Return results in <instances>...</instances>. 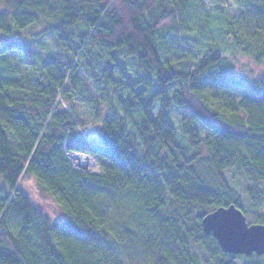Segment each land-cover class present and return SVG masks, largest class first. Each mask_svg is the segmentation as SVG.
<instances>
[{
    "label": "trees",
    "instance_id": "1",
    "mask_svg": "<svg viewBox=\"0 0 264 264\" xmlns=\"http://www.w3.org/2000/svg\"><path fill=\"white\" fill-rule=\"evenodd\" d=\"M198 2L0 0V264H131L136 252L147 264H264V253L223 252L202 228L205 214L230 204L248 223L264 224V74L248 75L255 88L240 98L231 91L238 83L210 77L226 60L217 49L190 51L189 40L208 25ZM237 2L250 8L232 17L227 38L261 67L264 0ZM38 24L66 56H44L28 78L14 72L9 55ZM128 59L138 76L127 73ZM80 70L96 97L82 92ZM75 100L87 105L107 152L78 132ZM172 107L185 109L179 130L167 115ZM66 151L93 155L99 171L75 169ZM28 177L61 220L31 200ZM116 199L133 213L139 245L126 223L124 236L112 228L108 206Z\"/></svg>",
    "mask_w": 264,
    "mask_h": 264
},
{
    "label": "rangeland",
    "instance_id": "2",
    "mask_svg": "<svg viewBox=\"0 0 264 264\" xmlns=\"http://www.w3.org/2000/svg\"><path fill=\"white\" fill-rule=\"evenodd\" d=\"M249 8V6L239 3L237 2V0H199L197 4V10L199 14L198 16L202 20L206 19L208 25L206 32L202 36H200L199 40L195 37H192V39L189 40L191 43L190 51L194 52L198 57L203 55L207 51H212L214 49H217V51L221 53V56L225 57L226 61L211 70L209 75L212 78L227 77V79L229 78L230 80H232V83H238L239 85L233 86V89H231L236 98H240L244 93L252 91L254 83L253 80L250 79V77H247L248 75H253V78L255 79L256 76L259 77L264 74V62L261 67L253 65L251 62H249L248 58L243 57L239 54L237 49H235L234 46L230 44L227 38L229 33L226 32V29L230 21L232 20V17L236 16L240 12L249 11ZM190 26L192 27L190 32L195 33L198 24L196 26V23H194ZM45 27L46 24H38L28 27L22 31V33L25 34L26 40L21 43V50L13 51L9 55V65L15 73L22 74L28 78H35L36 74H39L40 59L44 58V56H54L62 60L65 59V50L62 48V46L59 45L55 36L51 32H45L43 35L41 34L42 30ZM81 31V28L71 29L69 30V33H67V35L78 34ZM125 67L127 73L131 76L135 77L139 75V72L134 66L133 60H126ZM79 73L81 76L80 86L82 92L88 94L89 96L96 97L95 90L97 86H95V84L91 81V78H88L84 75L82 70H80ZM177 87L178 84L176 83L172 88ZM63 105L66 106V103L63 102ZM75 106L76 112L74 113V115L81 122L77 126L78 132L87 142L91 144L90 140L87 139L86 135L83 132V129L86 127V125H92L95 128L94 124L90 120L87 105L81 101L75 100ZM184 111V108L178 107H172L168 111L167 115L172 121L173 126L176 130H179V120ZM155 113H157V110L155 111ZM178 140L180 143L183 142V140H181V137L179 136V133ZM105 146L106 145L104 144V146L100 147ZM75 153L89 156L91 159H93L94 162L93 166L80 167L79 163L76 164L75 162H72L68 159L75 169L84 170L86 172L99 171L98 163L93 155L85 152ZM233 175L234 172L232 170L226 171V178L229 184L236 190H238L240 195L245 198L246 192L244 183ZM23 186L30 196L31 200L41 206L42 209L49 215H51L53 219H62L63 216L57 205L49 197L39 191L35 184V181L32 178H26ZM108 207L110 209L108 212V218L110 220L112 228L117 232H120V234L124 236V233L121 229L122 225L126 223L128 227L134 231V241L137 245H139L137 243L139 230L137 229L135 223L131 218L133 213L129 210L128 206L122 203L119 199H116L115 201H111ZM246 221H249L247 217ZM135 255H137L136 258H130L131 264L149 263V260L146 259V255L144 253L136 252ZM240 264L243 263L240 262Z\"/></svg>",
    "mask_w": 264,
    "mask_h": 264
},
{
    "label": "water",
    "instance_id": "3",
    "mask_svg": "<svg viewBox=\"0 0 264 264\" xmlns=\"http://www.w3.org/2000/svg\"><path fill=\"white\" fill-rule=\"evenodd\" d=\"M91 145L95 151H108L106 146ZM202 228L206 234L215 238L225 253H264V224L248 223L245 215L234 204L217 207L205 214L202 218Z\"/></svg>",
    "mask_w": 264,
    "mask_h": 264
},
{
    "label": "bare ground",
    "instance_id": "4",
    "mask_svg": "<svg viewBox=\"0 0 264 264\" xmlns=\"http://www.w3.org/2000/svg\"><path fill=\"white\" fill-rule=\"evenodd\" d=\"M83 132L86 135L87 139L90 140L92 144L96 146H104L97 131L92 125H86V127L83 129ZM67 157L72 162H75L76 164L79 163L80 167L94 165L93 159L83 154H79L71 151L68 153Z\"/></svg>",
    "mask_w": 264,
    "mask_h": 264
},
{
    "label": "built area",
    "instance_id": "5",
    "mask_svg": "<svg viewBox=\"0 0 264 264\" xmlns=\"http://www.w3.org/2000/svg\"><path fill=\"white\" fill-rule=\"evenodd\" d=\"M69 152H71V151H66V156H67V153H69ZM68 158V157H67Z\"/></svg>",
    "mask_w": 264,
    "mask_h": 264
}]
</instances>
